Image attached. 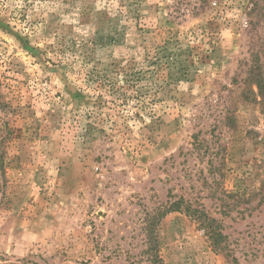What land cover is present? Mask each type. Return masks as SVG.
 Segmentation results:
<instances>
[{
  "label": "rangeland",
  "instance_id": "obj_1",
  "mask_svg": "<svg viewBox=\"0 0 264 264\" xmlns=\"http://www.w3.org/2000/svg\"><path fill=\"white\" fill-rule=\"evenodd\" d=\"M180 196L221 246L150 226ZM149 226L162 264H264V0H0V264H150Z\"/></svg>",
  "mask_w": 264,
  "mask_h": 264
},
{
  "label": "trees",
  "instance_id": "obj_2",
  "mask_svg": "<svg viewBox=\"0 0 264 264\" xmlns=\"http://www.w3.org/2000/svg\"><path fill=\"white\" fill-rule=\"evenodd\" d=\"M113 88L118 91L121 96L125 95V93L121 92V85ZM175 211L185 212L191 217H194L199 221L200 225L205 228L209 238L213 240V243L217 246H221L222 240L225 239V236L222 231L219 230L220 226L217 220L214 217H211L203 208L193 206L181 196L174 200L170 199L164 207H159L153 215H149V218L151 216V218L154 219L153 222L150 223V226L153 225L154 221H158L161 216H165L166 214ZM147 224H149L148 219ZM150 226L147 228V242L149 245L147 253L150 254V264H162V259L158 251V237L156 232H154Z\"/></svg>",
  "mask_w": 264,
  "mask_h": 264
}]
</instances>
